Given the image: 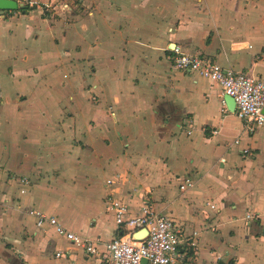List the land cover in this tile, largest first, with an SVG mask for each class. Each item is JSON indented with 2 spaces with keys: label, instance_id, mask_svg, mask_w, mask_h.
I'll return each mask as SVG.
<instances>
[{
  "label": "crops",
  "instance_id": "1",
  "mask_svg": "<svg viewBox=\"0 0 264 264\" xmlns=\"http://www.w3.org/2000/svg\"><path fill=\"white\" fill-rule=\"evenodd\" d=\"M52 1L0 20V264H107L112 199L181 226L185 264H264V127L224 112L221 88L172 52L264 81V0Z\"/></svg>",
  "mask_w": 264,
  "mask_h": 264
},
{
  "label": "built area",
  "instance_id": "2",
  "mask_svg": "<svg viewBox=\"0 0 264 264\" xmlns=\"http://www.w3.org/2000/svg\"><path fill=\"white\" fill-rule=\"evenodd\" d=\"M18 8L32 12L38 8L53 9L52 0H14ZM67 6H64L65 9ZM6 17L4 11H0V20ZM173 68L183 73H193L197 76L216 83L222 90V94L229 96L235 103L234 112L244 122L245 128L253 132L257 127H264V81L254 79L246 74L224 69L216 62L191 55L181 51L179 47L172 50ZM223 111L228 112L225 102L222 100ZM237 143V142H235ZM248 154V151H244ZM27 184L26 179L22 180ZM108 185L112 181L106 182ZM195 183L186 179L179 190L185 192L193 188ZM205 207L212 210L215 206L206 203ZM109 210L113 213L115 223L126 233L118 236L104 246L107 264H185L188 260L189 250L195 245L191 238L184 235L183 229L175 221L166 216H161L146 207L141 214L131 215L128 207L118 200L109 201ZM27 215L35 220L37 227L47 225L54 232L75 246L76 249L85 252L89 256L99 254V240L81 237L63 228L53 216H47L43 212L30 209ZM256 214L246 213L245 220L257 219ZM147 231V237L140 242L133 241L132 234ZM197 233H193L196 236ZM65 251H57L55 258L67 257ZM145 262V263H144Z\"/></svg>",
  "mask_w": 264,
  "mask_h": 264
},
{
  "label": "water",
  "instance_id": "3",
  "mask_svg": "<svg viewBox=\"0 0 264 264\" xmlns=\"http://www.w3.org/2000/svg\"><path fill=\"white\" fill-rule=\"evenodd\" d=\"M4 9L14 11L17 9V5L11 0H0V10L3 11ZM223 100L226 104L228 111L234 112L235 103H234L233 99L230 98L229 96L225 95ZM146 237H147V231L146 230H141L140 232H136V233L132 234V239H133V241H136V242L143 241Z\"/></svg>",
  "mask_w": 264,
  "mask_h": 264
},
{
  "label": "trees",
  "instance_id": "4",
  "mask_svg": "<svg viewBox=\"0 0 264 264\" xmlns=\"http://www.w3.org/2000/svg\"><path fill=\"white\" fill-rule=\"evenodd\" d=\"M125 233H126V232H125L124 230H121V235H120V236L125 235ZM190 254H191V253H190ZM190 254H189V255H190Z\"/></svg>",
  "mask_w": 264,
  "mask_h": 264
}]
</instances>
